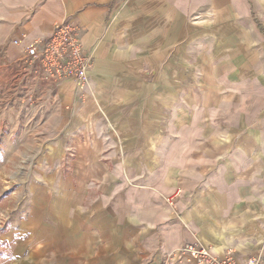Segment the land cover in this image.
I'll use <instances>...</instances> for the list:
<instances>
[{
	"label": "crops",
	"instance_id": "1",
	"mask_svg": "<svg viewBox=\"0 0 264 264\" xmlns=\"http://www.w3.org/2000/svg\"><path fill=\"white\" fill-rule=\"evenodd\" d=\"M62 22L82 90L26 62ZM0 89L44 164L14 264H264V0H0Z\"/></svg>",
	"mask_w": 264,
	"mask_h": 264
},
{
	"label": "rangeland",
	"instance_id": "2",
	"mask_svg": "<svg viewBox=\"0 0 264 264\" xmlns=\"http://www.w3.org/2000/svg\"><path fill=\"white\" fill-rule=\"evenodd\" d=\"M1 104L6 101L0 99V264H14L13 245L18 237H6L25 216L32 185L42 184L44 164L36 163L34 150L23 146L32 126L23 122L22 115H2Z\"/></svg>",
	"mask_w": 264,
	"mask_h": 264
},
{
	"label": "built area",
	"instance_id": "3",
	"mask_svg": "<svg viewBox=\"0 0 264 264\" xmlns=\"http://www.w3.org/2000/svg\"><path fill=\"white\" fill-rule=\"evenodd\" d=\"M21 39H25L22 35ZM19 46L20 40L13 41ZM27 63H35L51 80H71L82 90L87 81V72L92 66V56L81 44L78 28L69 22L57 24L46 39L25 45ZM179 261L188 264H239L234 251L217 256L209 247L187 244L177 251ZM245 264H256L248 262Z\"/></svg>",
	"mask_w": 264,
	"mask_h": 264
}]
</instances>
